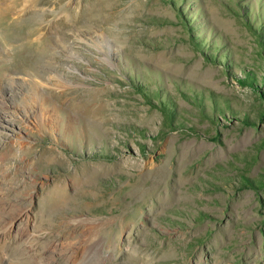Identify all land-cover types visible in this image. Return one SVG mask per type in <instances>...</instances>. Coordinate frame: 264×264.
I'll return each mask as SVG.
<instances>
[{"label": "rangeland", "instance_id": "obj_1", "mask_svg": "<svg viewBox=\"0 0 264 264\" xmlns=\"http://www.w3.org/2000/svg\"><path fill=\"white\" fill-rule=\"evenodd\" d=\"M146 178L191 197L155 245L44 202ZM71 216L107 218L76 264H264V0H0V264H75Z\"/></svg>", "mask_w": 264, "mask_h": 264}, {"label": "bare ground", "instance_id": "obj_2", "mask_svg": "<svg viewBox=\"0 0 264 264\" xmlns=\"http://www.w3.org/2000/svg\"><path fill=\"white\" fill-rule=\"evenodd\" d=\"M34 52L35 51H31L30 53L28 52V54L26 53L23 63L20 64L21 67H25L26 63H29L31 60H33V57H35ZM37 58L38 57H36V59ZM89 171L93 172L92 169ZM188 183L190 184L191 182H187V184ZM135 184L136 185L132 187L133 192L130 196L126 198L125 195L123 199L118 201L114 200L112 204L101 205L96 203V205H86L82 198L71 197L63 190L57 188H53L51 192L45 196L44 202L47 210L58 213L60 212L62 214L72 213L74 209H79L82 211L86 210L90 213L96 214L97 216L98 214H104L110 218L114 214H117L118 216L115 220L109 219V221L113 220L114 229H123L125 228V224L128 223L127 228L131 233L137 234V239L139 241H144L149 245H155V241L151 234L147 233V229L144 226H140L138 224L139 218L143 215H148L152 219L158 220L166 211L172 210L173 212L178 213L180 212V209L184 208L185 205H188V203L191 201V197L182 190L184 187L182 184L175 185L176 189L179 190L177 197L174 195V188L173 191L171 190L173 186L169 181H152L149 178H146L141 181H136ZM24 213L25 210L23 211V209H21L17 212L5 215L1 223L3 232L10 235L13 229H15L16 223L19 222ZM106 219L101 217L94 219H75L74 216H71V219L68 220L70 223L73 222L78 227L81 224L83 225V223L89 226L86 229V231H88V235L85 231H82L83 235L80 236L72 245V248L74 247L73 253L75 254V252H77L76 255L72 257L75 264L79 255L84 252L89 243L93 242L95 239H98L96 230L105 223L103 220ZM92 236H95L96 238H89ZM186 245H188V243H183L182 245L175 244L173 250L178 251L180 248L185 247ZM77 248H80V252H78ZM170 251L171 250L166 249L165 256L168 260L172 258V253ZM85 252H87V250ZM38 264H42V262H39Z\"/></svg>", "mask_w": 264, "mask_h": 264}]
</instances>
